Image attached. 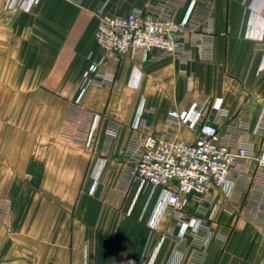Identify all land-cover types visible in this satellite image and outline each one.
<instances>
[{"label": "crops", "instance_id": "0c3cea01", "mask_svg": "<svg viewBox=\"0 0 264 264\" xmlns=\"http://www.w3.org/2000/svg\"><path fill=\"white\" fill-rule=\"evenodd\" d=\"M166 1L40 0L23 12L0 0V199L11 204L0 264H264V0H179L178 23L209 9V57L189 48L186 58L125 56L113 68L95 40L100 15L146 14ZM77 100L99 117L88 149L59 137ZM193 104L249 157L227 188L185 196L153 230L160 191L136 198L137 185L123 182L131 143L193 144L197 130L168 117ZM197 219L201 233L179 241L181 225Z\"/></svg>", "mask_w": 264, "mask_h": 264}, {"label": "built area", "instance_id": "2783aa9c", "mask_svg": "<svg viewBox=\"0 0 264 264\" xmlns=\"http://www.w3.org/2000/svg\"><path fill=\"white\" fill-rule=\"evenodd\" d=\"M40 0H3L7 11H31ZM179 0H168L156 10L146 14L131 12L126 16L100 15L95 40L104 53L117 67L123 57L141 56L142 60L156 57L186 58L189 48H196L201 58H208L210 38L209 9H195L187 23L173 20L172 10ZM138 81V80H137ZM91 83L85 74L84 87ZM84 91V90H82ZM73 127L84 132V136H72L71 143L81 148L93 144L99 125L98 116H89L79 100L73 102ZM220 103L214 106L219 110ZM205 111L193 104L188 110L171 111L169 119L177 126H188L197 130L193 144H187L174 136L166 138L160 135H146L142 140L131 143L134 162L127 168L126 184L137 185L136 198L146 188L152 192L159 190L156 208L148 226L155 230L161 218L169 210H182L183 199L191 194H205L213 187L227 188L230 185V173L239 163L249 157L247 148L238 143L225 140L216 126L201 122ZM138 118L135 129L139 127ZM89 124V127L86 125ZM264 164V154L260 161ZM96 185L93 184L91 191ZM126 189V186L124 187ZM135 198V199H136ZM203 229L200 219L183 223L177 238L183 240L187 235H198ZM211 234H205L203 248L209 244ZM198 262V260H196Z\"/></svg>", "mask_w": 264, "mask_h": 264}, {"label": "rangeland", "instance_id": "374dc122", "mask_svg": "<svg viewBox=\"0 0 264 264\" xmlns=\"http://www.w3.org/2000/svg\"><path fill=\"white\" fill-rule=\"evenodd\" d=\"M72 105L70 106L69 108V112L71 109ZM68 111L66 112V115H65V118H64V121H63V129L61 128V132L59 133V137H61V139H63L66 143L70 142L71 143V134L70 132L73 133V130H72V127L74 126L73 125V122L72 120L69 119L68 117ZM70 131V132H69ZM74 134V137L77 136V137H82L84 136V132L81 131V130H77ZM96 140V138L94 139ZM93 140V141H94ZM95 141L93 142L92 146L94 145ZM76 146V145H75ZM91 146V147H92ZM82 149H88L87 148H84V147H81ZM90 148V147H89ZM95 184V182L93 183ZM92 189V188H91ZM92 192V191H91ZM10 205L8 201H6L5 199H0V232L10 214Z\"/></svg>", "mask_w": 264, "mask_h": 264}]
</instances>
